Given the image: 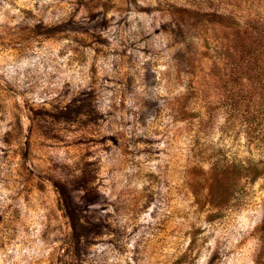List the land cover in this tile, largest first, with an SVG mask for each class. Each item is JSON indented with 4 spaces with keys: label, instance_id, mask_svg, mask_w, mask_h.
<instances>
[{
    "label": "rangeland",
    "instance_id": "rangeland-1",
    "mask_svg": "<svg viewBox=\"0 0 264 264\" xmlns=\"http://www.w3.org/2000/svg\"><path fill=\"white\" fill-rule=\"evenodd\" d=\"M264 0H0V264H264Z\"/></svg>",
    "mask_w": 264,
    "mask_h": 264
},
{
    "label": "trees",
    "instance_id": "trees-1",
    "mask_svg": "<svg viewBox=\"0 0 264 264\" xmlns=\"http://www.w3.org/2000/svg\"><path fill=\"white\" fill-rule=\"evenodd\" d=\"M261 65L263 66L264 65V56H263V59L261 60ZM264 67V66H263ZM264 226V225H263Z\"/></svg>",
    "mask_w": 264,
    "mask_h": 264
}]
</instances>
